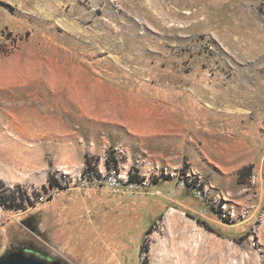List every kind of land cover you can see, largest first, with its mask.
I'll list each match as a JSON object with an SVG mask.
<instances>
[{"label": "rangeland", "instance_id": "374dc122", "mask_svg": "<svg viewBox=\"0 0 264 264\" xmlns=\"http://www.w3.org/2000/svg\"><path fill=\"white\" fill-rule=\"evenodd\" d=\"M18 190L0 257L264 264V0H0Z\"/></svg>", "mask_w": 264, "mask_h": 264}, {"label": "water", "instance_id": "95a60500", "mask_svg": "<svg viewBox=\"0 0 264 264\" xmlns=\"http://www.w3.org/2000/svg\"><path fill=\"white\" fill-rule=\"evenodd\" d=\"M0 264H62L60 260H45L23 250L10 251L0 257Z\"/></svg>", "mask_w": 264, "mask_h": 264}, {"label": "trees", "instance_id": "16d2710c", "mask_svg": "<svg viewBox=\"0 0 264 264\" xmlns=\"http://www.w3.org/2000/svg\"><path fill=\"white\" fill-rule=\"evenodd\" d=\"M88 163V160H87ZM132 181V179L130 180ZM184 181L186 182V179H184ZM49 185L51 187L53 186H59L58 180L55 179L54 181L49 180ZM17 195L12 192L10 194H6L4 195L2 191H0V203L3 204V206L7 209H22V204L25 202V200L29 199V195L28 193H26L24 190L23 191H16ZM17 196V199L19 201H17L15 198Z\"/></svg>", "mask_w": 264, "mask_h": 264}, {"label": "bare ground", "instance_id": "6f19581e", "mask_svg": "<svg viewBox=\"0 0 264 264\" xmlns=\"http://www.w3.org/2000/svg\"><path fill=\"white\" fill-rule=\"evenodd\" d=\"M40 78H41V76L39 75L38 76V79L40 80ZM59 80H62V76L61 75L56 76L53 79H50V81H49L50 82V85H49V93H48V95L51 98L48 99V100L50 102H53V98H52L53 96H58V101H62L63 100V97H64V86L62 85V83H59ZM61 108H62V104H61ZM193 256L191 258L189 257V259H196Z\"/></svg>", "mask_w": 264, "mask_h": 264}, {"label": "built area", "instance_id": "2783aa9c", "mask_svg": "<svg viewBox=\"0 0 264 264\" xmlns=\"http://www.w3.org/2000/svg\"><path fill=\"white\" fill-rule=\"evenodd\" d=\"M109 182L111 183V185H115L117 186L119 181L117 179V177L114 174H111L108 177ZM129 183H135L132 181H129ZM16 210L15 209H7L3 206V204L0 203V228L3 226V224L9 220V218H11V214L14 213Z\"/></svg>", "mask_w": 264, "mask_h": 264}]
</instances>
